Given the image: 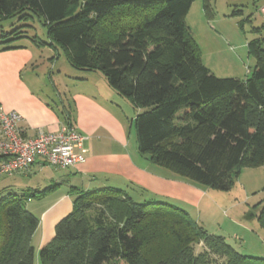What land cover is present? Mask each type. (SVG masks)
<instances>
[{
    "label": "trees",
    "instance_id": "16d2710c",
    "mask_svg": "<svg viewBox=\"0 0 264 264\" xmlns=\"http://www.w3.org/2000/svg\"><path fill=\"white\" fill-rule=\"evenodd\" d=\"M193 1L0 0V23L21 22L1 31L0 44L41 18L48 41L34 35L32 43L61 50L74 69L100 71L137 109L140 154L188 181L228 190L240 165L264 166V48L248 43L255 66L247 78L216 77L185 23ZM203 9L209 14L208 0ZM63 124L74 125L67 112ZM55 187L0 194V264H34L39 218L25 203ZM73 192L72 210L39 249V264H264L174 204L136 202L114 187ZM258 222L264 230V206Z\"/></svg>",
    "mask_w": 264,
    "mask_h": 264
},
{
    "label": "crops",
    "instance_id": "0c3cea01",
    "mask_svg": "<svg viewBox=\"0 0 264 264\" xmlns=\"http://www.w3.org/2000/svg\"><path fill=\"white\" fill-rule=\"evenodd\" d=\"M23 39L36 46L26 34L0 44V108L21 114L20 127L25 136H34L39 130H58L66 112L72 117L77 131L86 136L84 163L48 170L50 175L40 180L37 175L44 173L48 166L37 160L27 172L9 176L11 182L2 189L3 192L21 193L56 184L44 197L35 199L42 204L39 209L27 206L34 199L25 203L26 208L39 218L31 239L34 260L35 249L39 252L51 240L55 224L72 210L73 191L114 187L123 189L136 202L163 201L187 212L188 207L199 205L205 193L201 186L152 163L139 153L136 136L131 131L137 109L126 123L127 114L117 108V99L108 89L106 79L95 81L91 75L75 78L70 93L63 92V95L54 81L56 97L43 96L34 88L40 86L38 75L34 74L40 56L29 44H21ZM24 71L28 73L26 76Z\"/></svg>",
    "mask_w": 264,
    "mask_h": 264
},
{
    "label": "rangeland",
    "instance_id": "374dc122",
    "mask_svg": "<svg viewBox=\"0 0 264 264\" xmlns=\"http://www.w3.org/2000/svg\"><path fill=\"white\" fill-rule=\"evenodd\" d=\"M208 3L209 14L204 12L203 0H194L185 16V23L199 47L201 62L216 77L243 80L250 75L255 66V59L249 51L248 43L258 40L264 48V12L261 9L264 0H208ZM41 21V18L29 21L32 27L26 35L30 38L36 35L40 40L48 41L46 28ZM20 23L16 18L3 21L0 23V34L1 31L8 32L14 29ZM29 43L31 42L26 39L21 41V44ZM29 45L40 56L38 66L34 68L40 86L35 85L34 88H37L43 96L56 97L53 89L54 81L63 95V92L70 93L75 78L91 75L95 81L105 79L100 71L72 68L61 50H58L53 57L55 53L48 47L36 48ZM23 74L26 76L28 73L24 71ZM104 81L107 83L106 80ZM106 85L117 99L115 101L117 108L127 114L125 120L128 123V119L135 115L136 109L127 98ZM132 124L131 131L134 135ZM44 170H46L44 173L37 175L40 180L50 175L48 170L59 169L48 166V169ZM11 180L9 176H0V194ZM199 186L205 193L197 207H188L191 217L208 232L224 236L228 244L241 254L264 257V230L258 222V215L264 206V166L240 165L236 178L228 190ZM30 203L27 205L30 209L33 206L36 209L42 206L41 202L35 199ZM34 213L36 214L35 211ZM195 250L199 251L200 245H197ZM34 264H39L36 249Z\"/></svg>",
    "mask_w": 264,
    "mask_h": 264
},
{
    "label": "built area",
    "instance_id": "2783aa9c",
    "mask_svg": "<svg viewBox=\"0 0 264 264\" xmlns=\"http://www.w3.org/2000/svg\"><path fill=\"white\" fill-rule=\"evenodd\" d=\"M264 12V5L261 7ZM22 116L15 110L0 108V176L27 172L40 160L41 165L64 169L86 161V136L72 125L62 124L56 131L39 130L25 136Z\"/></svg>",
    "mask_w": 264,
    "mask_h": 264
}]
</instances>
